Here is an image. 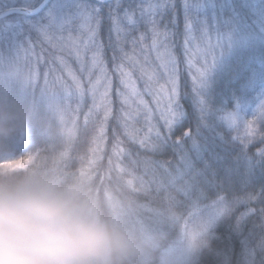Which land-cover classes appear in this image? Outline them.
Instances as JSON below:
<instances>
[{"label": "trees", "instance_id": "trees-1", "mask_svg": "<svg viewBox=\"0 0 264 264\" xmlns=\"http://www.w3.org/2000/svg\"><path fill=\"white\" fill-rule=\"evenodd\" d=\"M213 1L218 4V12L230 9L231 0ZM234 1L240 10L242 2ZM186 2L122 0L118 9L116 0H88L91 6L100 9V26L95 42L103 46L104 66L111 80L110 114L105 119L99 93L94 100L90 86L86 84L83 95L79 92V95L72 96L78 109L66 117L65 121L70 119L71 127L61 142L56 130L63 123L58 119L54 106L43 103L40 97L22 85L4 90L0 93V102L29 107L35 114V122L32 127L20 129L6 140H0V170L11 169L16 174H23L20 170L34 169L39 176L63 184H83L96 200L98 211L114 216L133 232L158 241V247L143 264H161L163 251L177 243L192 222L198 223L199 213L185 201L189 196L201 198L200 209H210L223 195L231 212L230 217L217 223L215 243L230 247L233 264H260L264 260V157L259 154L264 152V122L258 138L243 150L224 128L220 114L235 97L246 93L255 81L264 82V36L248 37L217 71H209L200 96L194 90V78L199 73L187 59L189 29L186 22L191 23V20L190 5L185 8ZM128 3L139 4L146 9L145 15L141 19L137 12L139 22L135 30L125 28L118 42L116 33L112 31L109 12L122 17V9ZM150 5L155 7L148 11ZM68 8L73 11L70 6ZM30 19L37 22L41 18L39 15L15 13L0 20V55L9 57L12 51L32 39V44L26 49L38 55L36 67L42 73L47 64H53L51 54L55 52L56 55L58 49L32 30ZM153 19L160 35H154L150 23ZM84 30L87 33L86 27ZM133 38L138 42L135 48L131 43ZM110 43H119L124 53L135 57L136 63L124 58L119 47L114 51ZM169 54L175 60L178 103V108L177 104L171 106L170 113L168 97L173 84L164 63ZM114 55L116 59H113ZM121 65L131 73L139 90L154 105L156 114L152 111L146 113L149 118L146 125L135 122V116H132L135 111H130L122 102L124 85L117 70ZM55 71L63 74L60 70ZM151 80H155L152 85ZM102 91L103 87L100 88ZM153 97L159 101L157 105L152 101ZM201 100H204L203 105ZM162 113L172 121V133H169ZM189 130L194 139L182 137V132ZM22 132L26 134L23 141ZM157 133L161 137L170 136L169 143L160 150L153 147L158 145ZM97 137H102L98 144L95 142ZM178 138L182 140L189 161L187 167L181 164L180 153L172 144ZM94 148L98 150L93 152ZM4 153L13 155L1 156ZM32 154L36 155L34 162L19 169L25 157ZM178 168L191 184L188 196L181 193L177 197L167 187L169 173L174 175ZM234 220L242 224L239 233L233 231ZM211 251L212 241L207 237L199 238L187 264H204V258Z\"/></svg>", "mask_w": 264, "mask_h": 264}, {"label": "clouds", "instance_id": "clouds-1", "mask_svg": "<svg viewBox=\"0 0 264 264\" xmlns=\"http://www.w3.org/2000/svg\"><path fill=\"white\" fill-rule=\"evenodd\" d=\"M35 122L29 107L0 102V140ZM0 170V264H143L158 241L97 210L81 183L63 184L34 169ZM161 264H186L167 254Z\"/></svg>", "mask_w": 264, "mask_h": 264}, {"label": "snow or ice", "instance_id": "snow-or-ice-1", "mask_svg": "<svg viewBox=\"0 0 264 264\" xmlns=\"http://www.w3.org/2000/svg\"><path fill=\"white\" fill-rule=\"evenodd\" d=\"M6 4L8 0H5ZM122 0H116L117 8H121ZM71 7L73 11L71 14H65V9ZM155 6L150 5L148 11L152 10ZM187 2L185 3V8H187ZM7 11H21L27 13L28 15H39L41 19L35 22L32 25V30L37 32L40 36L43 37L45 41H47L53 48H57L60 51L68 50L74 53L77 59H81L82 55L94 48L92 57H91V67L87 69V75L91 77L92 70H96L99 75L96 80L93 82L89 80L91 84L90 91L93 93L94 100L96 99L97 93H99L100 105L105 109V119H107L108 115L111 112L110 108V100L109 92L111 89V80L108 77L107 70L104 66L103 56H102V45H99L95 42V36L100 26V9L91 6L88 3V0H23V7L17 9L12 4V7L8 8ZM123 16H114L112 12H109V19L112 21V31L116 33L117 41H120V34L124 31L125 28H130L131 30H135L137 23L139 22L136 19V13H140V18L143 19L145 15L146 9L141 7L139 4L128 3L126 7H123ZM5 14L4 10H0V17ZM84 21V27L87 29V35L85 39L73 38L70 34L66 38L65 32H70V29H74L75 25L79 21ZM153 26L154 35H160L155 28L156 21L153 19L150 21ZM186 27L189 29V33L194 30L193 23L186 22ZM205 34H207V29H201ZM142 40L143 37L141 36ZM191 39V37H190ZM190 39L186 41V43L190 42ZM133 48L137 45V40L133 38L131 40ZM32 44V39L28 40L23 46L19 47L15 55L13 57H6L4 55H0V81L5 79H11L19 82L24 88L30 89L34 95L45 99L50 105L54 106L61 112V114L67 113L68 108L64 103V97L57 95L56 93H50L49 89L45 87L39 91L37 94V90L35 87L34 77L30 74L25 75L21 73L18 69V59L19 53L22 48H27ZM110 46L113 47L114 51L119 47V51L124 53L123 47L119 46V43L116 45ZM153 46L155 47V40L153 41ZM216 47L222 49V42L218 39ZM124 58L136 63L134 56H129L127 53H124ZM113 59H116V56H113ZM217 57H213L212 63L209 65L206 63V66L202 70H198L199 75L194 78V90L198 95H201V88L204 86L205 78L211 68L214 66ZM63 64V60H61ZM165 67L169 71V78L173 84V88L171 90V95L168 97V105H169V113L171 112V106L173 104H177V92L175 88V60L170 54L167 57V60L164 61ZM67 68V65H65ZM117 70L120 73L121 83L124 85L126 89H128V94L121 93L122 102L124 104H128L130 97L137 95L136 89L134 86V82L131 79V73L121 65L118 66ZM68 74L72 77L76 89L83 95V89L81 87L79 79L72 73L70 68H67ZM81 71H85L84 64H81ZM149 79H152L149 76ZM47 84V80L45 81ZM103 87V91L100 92V88ZM163 91V89H161ZM159 102V101H158ZM140 103H143L141 100ZM200 104H204V100L200 101ZM264 108V105H262ZM201 111H204L201 108ZM165 117V122L169 126V133H172V121L168 119V115L162 113ZM180 116H183V113H179ZM240 117L238 111L229 112L224 119L227 120L229 126H231L235 121ZM103 132V128H101V134ZM182 137H189L194 139V134L189 131H183ZM102 137H97L95 142L98 144L99 140ZM158 145H154L158 150H160L165 144L169 143L170 136L165 135L163 137L157 133ZM172 144L176 147L177 151L180 153L179 159L181 164L185 167L188 166L189 161L187 155L183 150L182 140L180 138L176 139L172 142ZM244 149H246L245 145H241ZM97 148L93 149V152L97 151ZM259 156L264 157V152H261ZM91 163H95L92 161ZM135 163V161H133ZM143 183V182H141ZM167 187L171 189L172 192H175L176 196L179 197L181 193L188 196L191 184L189 180L182 173L180 168H178L175 174L169 173V180L167 182ZM185 201H187L193 210L199 213V221L198 223L189 230V235L192 240H195L199 237H207L212 241L213 251L209 252L207 256L204 258V264H233V252L230 247L225 244L224 246H218L215 241L217 239V234L215 232V228L218 222L230 217L231 207L229 203L226 201L225 196L220 195L219 198L210 206V209H200L199 204L201 201L200 197L192 198L188 197ZM242 230V224L239 220H234L233 231L239 233ZM260 264H264V260L260 262Z\"/></svg>", "mask_w": 264, "mask_h": 264}, {"label": "rangeland", "instance_id": "rangeland-1", "mask_svg": "<svg viewBox=\"0 0 264 264\" xmlns=\"http://www.w3.org/2000/svg\"><path fill=\"white\" fill-rule=\"evenodd\" d=\"M186 1L187 4L190 5V20L195 28L189 33V39L190 37L191 39L190 42L187 43V59L189 62L188 64H190L197 73H199L198 70H202L206 66V63L210 65L214 56L217 57V59L210 71H217L224 64V61L233 55L239 46H242L244 42L243 39L248 37L255 39V37L264 36V0H243V3L246 5L245 8H247L246 11L248 12L237 10L235 9L236 7L233 6L230 8V13L227 15L222 13L220 16L213 10L214 5L210 0L207 2L201 0L200 3H198V0ZM3 2L5 9L12 7V4H14V7H23V0H8L9 4H6L5 0H3ZM3 2L0 0V10L2 9ZM64 11L65 14H71L72 12L69 8H66ZM28 22L33 25L35 20L30 19ZM83 25L84 22L82 20L79 21L74 29H70V32H65V37L67 38L70 34L73 38L85 39L87 33H85ZM201 29H207V34ZM218 39L222 42L221 50L219 47H216ZM93 51V48H91L82 55L81 59H77L74 53L68 50L60 51L58 49L56 55L55 52L51 54L53 56L51 59L53 64L44 65L43 72L40 73L38 67H36L38 66V61H36L38 55H34L33 51H29L26 48L20 50L18 69L21 73L25 75L30 74L34 77L37 93L39 94L41 89L47 87L50 93H56L57 95L64 97V103L68 108L67 113L61 114V112L55 108L59 119L65 122L66 125L63 129L62 127L57 128V137H63L66 132L70 130V128H68L70 119H67L66 121L62 119L65 115H73L74 111L78 109V104L72 101V96L75 94L79 95V91L76 89L72 77L68 74L67 68H70L72 73H74L79 79L83 92L85 91L86 84H89L91 88L89 80L94 82L99 75V73L94 72V70H92L91 77L87 75V69L91 67ZM15 52L16 50L12 51L9 57H13ZM41 56L43 57V55ZM61 60H63V64L61 63ZM82 63L85 67L84 72L81 71ZM65 65H67V68ZM54 69L58 71L60 70L63 74L58 73ZM131 79L134 82L137 95L131 96L129 103L126 105L130 111H135L133 114V116H135V122H141L143 125H146L149 119L146 117V113L152 111V113L156 114L153 107L154 105L151 103L150 99L145 97L139 90L135 79L132 77ZM46 80L47 84L45 83ZM154 81L155 80L150 81L151 85ZM20 85L21 84L15 80L5 79L0 81V93L4 90L8 91L13 87L19 88ZM258 87L259 85L252 86L251 92L256 94ZM123 93L128 94V89L123 87ZM148 93L153 96L149 90ZM40 99L43 103H47L45 99ZM141 100L143 103H140ZM152 101L155 105L158 104L155 97H153ZM262 105H264V96L248 97L244 100L238 101L234 108L227 112L238 111L240 114V117L231 126H229L226 119L224 120L227 126L238 134L236 138L237 140L242 141L243 145H250V143L257 138L261 122L264 121V108H262ZM226 116L227 114H225L224 117ZM140 130L141 129L139 128L138 131ZM21 135V140H23L26 134L22 133ZM147 139L149 140V138ZM3 156L9 157L11 156V153L4 154ZM34 160L33 156L29 157L26 161V165L30 166ZM195 225L196 223L192 222L189 230ZM189 230L183 234L181 241L165 250V255L179 253L186 264L189 262L193 255L192 252H194L196 242L200 238L192 240L189 235Z\"/></svg>", "mask_w": 264, "mask_h": 264}, {"label": "water", "instance_id": "water-1", "mask_svg": "<svg viewBox=\"0 0 264 264\" xmlns=\"http://www.w3.org/2000/svg\"><path fill=\"white\" fill-rule=\"evenodd\" d=\"M106 1V0H105ZM15 8H17V9H20L21 7H15ZM15 13H24V12H21V11H5V14L2 16V17H0V20L1 19H3V18H5V17H7V16H9V15H12V14H15ZM24 14H27V13H24ZM28 15V14H27ZM33 16V15H32Z\"/></svg>", "mask_w": 264, "mask_h": 264}]
</instances>
